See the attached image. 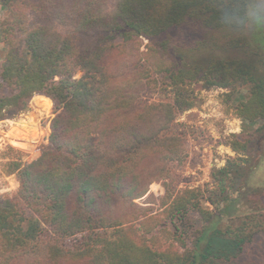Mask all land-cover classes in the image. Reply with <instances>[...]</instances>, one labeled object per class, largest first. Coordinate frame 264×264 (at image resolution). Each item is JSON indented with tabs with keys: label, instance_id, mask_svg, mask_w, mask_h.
Listing matches in <instances>:
<instances>
[{
	"label": "trees",
	"instance_id": "1",
	"mask_svg": "<svg viewBox=\"0 0 264 264\" xmlns=\"http://www.w3.org/2000/svg\"><path fill=\"white\" fill-rule=\"evenodd\" d=\"M252 1L0 0V121L36 96L54 111L40 156L5 165L18 189L0 195V264H264V193L244 211L228 196L229 168L264 137V0ZM209 90L245 91L226 142L236 158L212 190L178 189V119Z\"/></svg>",
	"mask_w": 264,
	"mask_h": 264
},
{
	"label": "rangeland",
	"instance_id": "2",
	"mask_svg": "<svg viewBox=\"0 0 264 264\" xmlns=\"http://www.w3.org/2000/svg\"><path fill=\"white\" fill-rule=\"evenodd\" d=\"M252 3H255L253 6L260 7L256 0ZM3 14L0 9V21ZM2 50L0 45V57ZM80 76L81 73L78 72L75 79H79ZM212 93L211 90L206 91L200 96L196 108L178 119V123L184 125L180 131L184 133L185 158L181 165L176 163L170 165L178 189L186 187L203 189L208 186V189L212 190L211 174L224 167L230 159L236 158L226 146V142L230 136L242 132L243 124L234 117L232 109L242 99L245 91L235 93L231 100L226 102ZM208 97L214 99L208 101L206 100ZM32 100L29 112L0 121V195L12 194L18 189L15 176L6 173V163L13 159H21L24 162L35 160L40 156L42 146L48 141L49 122L54 116L52 103L45 111H39L33 107ZM23 123H29L28 127L23 128ZM237 163L236 172L232 168L228 170V196L231 199H240L238 207L241 205L240 210L244 211L249 207V199L255 201L258 193L259 195L264 193V137L258 140L255 155L249 158L247 164L239 160ZM151 191L158 197L163 194L160 186H152ZM255 191L257 195L253 196ZM204 206L217 215L215 207L206 201ZM228 219L226 215L220 216L223 223H229ZM21 227L30 241H35L43 229L30 213L24 216Z\"/></svg>",
	"mask_w": 264,
	"mask_h": 264
}]
</instances>
